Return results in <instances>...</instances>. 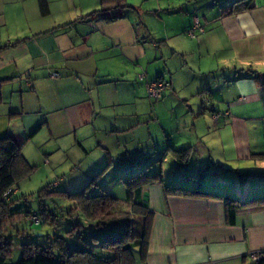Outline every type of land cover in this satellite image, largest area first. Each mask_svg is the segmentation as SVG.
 <instances>
[{"label": "crops", "instance_id": "obj_1", "mask_svg": "<svg viewBox=\"0 0 264 264\" xmlns=\"http://www.w3.org/2000/svg\"><path fill=\"white\" fill-rule=\"evenodd\" d=\"M167 1L189 9L161 10L149 35L131 0L112 23L95 13L101 0H0V139L30 166L67 163L64 192L97 175L107 194L158 175L137 195L151 224L136 264H253L264 252V0ZM159 79L169 87L150 100L145 83ZM176 187L246 206L228 222L222 199L165 193Z\"/></svg>", "mask_w": 264, "mask_h": 264}, {"label": "trees", "instance_id": "obj_2", "mask_svg": "<svg viewBox=\"0 0 264 264\" xmlns=\"http://www.w3.org/2000/svg\"><path fill=\"white\" fill-rule=\"evenodd\" d=\"M242 2V9L250 6L252 0H239ZM131 9L125 0H101V7L95 13L102 16L124 12ZM236 10H233L235 12ZM237 12V11H236ZM106 22L112 23L119 17L106 16ZM189 30V29H188ZM187 30V31H188ZM186 33V32H185ZM160 80V79H159ZM184 151L175 152L177 160L183 159ZM264 159V155L260 156ZM36 167L30 166L21 153V146L16 145L10 138L0 139V264H7L10 260L12 252V243H8L4 239V235L9 231H14L16 236H20L17 225L21 221L28 227H38L42 223L49 226L48 220L51 215L43 209V205L39 206L37 211L25 210L24 212L18 208L20 199L15 192L20 180L29 176ZM93 178L87 186L77 193L68 194L63 192L67 198L74 200V211L81 216L87 224L94 225L98 229H104L108 225H116L118 228L114 233L106 235L100 242V247L109 256H96L93 250L88 248H78L81 240H74V235L80 231L85 224H76L72 228L66 230L63 235L53 234L45 239V243L37 241H29L28 243L18 244L22 251V257L17 264H136L135 252L140 261L143 260L148 243V232L151 224V214L145 204L146 200L139 198V189L145 185L153 183L158 175L150 176L143 173H137L126 179L123 183L126 189V203L129 205L127 209H123L122 205L116 203L114 198L107 195H97L95 197H87L86 191L90 186H95L96 178ZM60 185L59 180L48 183L43 192L48 195ZM52 190V192H50ZM10 192V197L4 195ZM42 192V191H41ZM137 196L138 202L134 201L133 194ZM137 193V194H136ZM165 193L182 196V197H205L222 199L225 206V214L228 222H232L235 213L243 208L245 203H239L236 198L231 196H218L204 192H194L181 188H165ZM40 198V196H39ZM256 204L264 203V200H258ZM103 210V211H102ZM36 217L38 223L32 221ZM55 225V221L52 220ZM135 224V225H134ZM122 228H125L122 230ZM57 230V228H56ZM78 231V232H77ZM26 232V229H22ZM13 234V233H12ZM28 236V240H30ZM35 239L41 235L36 234ZM96 244L98 238H91ZM93 249V248H92ZM264 264V258L258 263Z\"/></svg>", "mask_w": 264, "mask_h": 264}, {"label": "rangeland", "instance_id": "obj_3", "mask_svg": "<svg viewBox=\"0 0 264 264\" xmlns=\"http://www.w3.org/2000/svg\"><path fill=\"white\" fill-rule=\"evenodd\" d=\"M131 2L137 3L138 6L142 7L141 13L136 16V27L140 30L141 34H144V32H146L149 35L156 34L157 28L159 26L161 27L160 23L157 20V14L160 13L161 10L166 11L168 6L174 7V11L177 12V16H180L184 15V12L178 10L180 9V7L189 9V6L187 5L177 7L175 6V4H170L167 0H131ZM131 2H129V4ZM176 2L177 0L172 3ZM130 5L133 6V4ZM161 15L164 16V14ZM187 39L195 41L198 38L196 37L192 39L187 37ZM36 167L37 168L35 169V171L29 174V176L20 180L17 188H15L19 190L18 198L20 199V201L18 202V208H20V210H22L23 212L25 210L37 211L39 206L41 207V205H43V209L45 208L46 211H48L47 214L51 215V219L48 220V224L50 225L46 226L44 225V223H42V225L38 227H28L25 225V223H23V221H21L19 225L16 226L20 232V236H16V233L12 230L9 231L8 235H6L5 237V240L8 241V243L10 242V240H12V255L7 264H17L18 261L21 259L22 251L18 247V244H24L34 240L38 243H45V239L49 237L51 239L54 233L57 235H63L66 230L72 228L76 224H85V226L81 230L78 229V231L80 232L77 231L78 233H76L73 238L74 240L82 239L79 246L77 245L78 248H88L90 250H93L95 255L98 257H100V255L103 257L109 256V253H106L105 250L102 251L100 247L94 246H99L100 242L106 235L114 233L118 229L116 225L111 224L104 229H98L94 225L87 224L85 220L81 216H79L76 211H74L76 202L67 198L65 194H61L64 192L63 190H61V186H58V188L53 191L55 193H51L52 195H48L47 192H43L47 187L48 183H51L55 180H60L61 185V180L63 176L59 170L65 168L68 169L67 171L69 172V165L65 163L62 165V167L60 165V167L54 169V166L50 165L49 160L43 158L42 162ZM134 175L135 174H132L131 176H128L124 179L126 180ZM124 181L115 182V184H118V188L115 187L114 190H108V193L111 194H107L101 192V189H99V184L104 185V182L97 180L93 182L96 184L94 187H92L93 189H91V191H86V196L90 198L95 197L97 195H107L111 198H114L117 204L122 205V207H124L123 209H127L129 205L126 203L127 197L126 189L123 185ZM78 191L66 193L68 195L77 193ZM50 192H52V190H50ZM133 199L135 202H138L135 193L133 194ZM52 220L55 221V225H52ZM24 228L26 229V232H22V229ZM124 229L125 228H122V230ZM36 234L41 235V237H38L37 240L34 237ZM28 236H30V240H28ZM92 237L98 238L97 244L91 239Z\"/></svg>", "mask_w": 264, "mask_h": 264}, {"label": "built area", "instance_id": "obj_4", "mask_svg": "<svg viewBox=\"0 0 264 264\" xmlns=\"http://www.w3.org/2000/svg\"><path fill=\"white\" fill-rule=\"evenodd\" d=\"M203 33L202 25L198 18H194L192 27L186 31V36L189 38H196L198 34ZM52 79L59 78L58 74H51L50 76ZM145 74L141 73L138 75V78L140 80L145 79ZM169 87V82L165 80H155V81H146L145 83V91L150 100L158 101L162 99L163 94L165 90ZM12 193H15L14 191ZM10 192H7L4 197L8 198L10 197ZM32 221L35 223H38V220L36 217L32 218ZM249 258L253 262V264H258L262 258H264V252H255L252 254H249Z\"/></svg>", "mask_w": 264, "mask_h": 264}]
</instances>
